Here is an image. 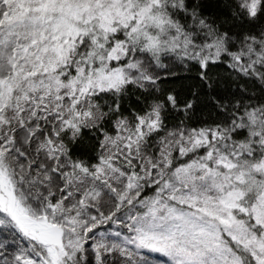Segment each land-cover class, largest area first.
<instances>
[{
    "label": "snow or ice",
    "instance_id": "obj_1",
    "mask_svg": "<svg viewBox=\"0 0 264 264\" xmlns=\"http://www.w3.org/2000/svg\"><path fill=\"white\" fill-rule=\"evenodd\" d=\"M0 264H264V0H0Z\"/></svg>",
    "mask_w": 264,
    "mask_h": 264
}]
</instances>
